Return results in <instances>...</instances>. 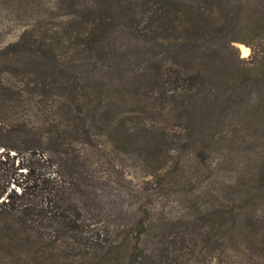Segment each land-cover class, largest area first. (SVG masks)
I'll return each instance as SVG.
<instances>
[{
    "label": "trees",
    "instance_id": "trees-1",
    "mask_svg": "<svg viewBox=\"0 0 264 264\" xmlns=\"http://www.w3.org/2000/svg\"><path fill=\"white\" fill-rule=\"evenodd\" d=\"M0 264H264V0H0Z\"/></svg>",
    "mask_w": 264,
    "mask_h": 264
},
{
    "label": "rangeland",
    "instance_id": "rangeland-1",
    "mask_svg": "<svg viewBox=\"0 0 264 264\" xmlns=\"http://www.w3.org/2000/svg\"><path fill=\"white\" fill-rule=\"evenodd\" d=\"M1 23H2V29L1 30L3 31V33H2L3 35H1V40L6 41V40L13 39L15 37V35L17 34V31H18L17 23L14 21V19L12 17H11L10 20L9 19L2 20ZM3 26L7 27V28H4ZM239 44L247 46V45H245L243 43H239V42L233 43L234 48H235L236 52L238 53V56L241 57V58H247V56L249 55V52H250V48L247 46L248 47V49H247L248 52L246 54H244L243 49H245V48L240 47ZM156 49L158 50L157 56H159V55H161L163 53L162 50H164V49H162V47L158 46V47H156ZM240 49H241V51H240ZM166 57L169 58V54H166ZM141 62H143V60L138 58L137 56L132 58V63L127 68L128 71L129 72L139 73L141 71V69H142V66H143V64ZM134 82H133L134 84H136V83L138 84V81L136 79H135ZM137 176H139V175L137 174ZM11 187H12V185H11Z\"/></svg>",
    "mask_w": 264,
    "mask_h": 264
},
{
    "label": "bare ground",
    "instance_id": "bare-ground-1",
    "mask_svg": "<svg viewBox=\"0 0 264 264\" xmlns=\"http://www.w3.org/2000/svg\"><path fill=\"white\" fill-rule=\"evenodd\" d=\"M240 47L245 48V49H243L244 54H246L248 52L247 47H245V46H240ZM240 51H241V49H240Z\"/></svg>",
    "mask_w": 264,
    "mask_h": 264
},
{
    "label": "water",
    "instance_id": "water-1",
    "mask_svg": "<svg viewBox=\"0 0 264 264\" xmlns=\"http://www.w3.org/2000/svg\"><path fill=\"white\" fill-rule=\"evenodd\" d=\"M239 46H244V45H242V44H239ZM245 47H247V46H245ZM247 49H248V47H247Z\"/></svg>",
    "mask_w": 264,
    "mask_h": 264
}]
</instances>
